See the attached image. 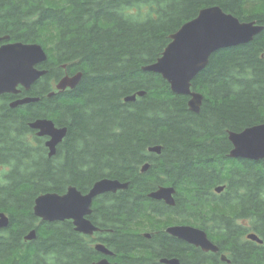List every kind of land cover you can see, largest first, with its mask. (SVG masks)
Returning a JSON list of instances; mask_svg holds the SVG:
<instances>
[{
    "label": "trees",
    "instance_id": "obj_1",
    "mask_svg": "<svg viewBox=\"0 0 264 264\" xmlns=\"http://www.w3.org/2000/svg\"><path fill=\"white\" fill-rule=\"evenodd\" d=\"M210 5L263 29L246 44L210 55L191 80V89L203 94L196 113L188 96L142 66L161 55L170 33ZM2 31L40 43L47 72L31 88L37 101L0 107V211L9 217L0 229V264L96 259L89 237L71 221H41L32 207L41 192L63 193L69 185L86 192L102 177L128 182L97 197L89 215L111 229L105 242L118 264H162L159 257L172 256L180 264H227L165 232L144 238L142 230L164 228L157 220L219 230L221 245L233 254L229 264H264V159L227 156L228 130L264 122V0H0ZM77 71L82 77L73 89L51 87V79ZM140 90L144 95L124 101ZM39 117L67 127L51 157L46 137L28 126ZM152 145L160 153L149 151ZM161 184L175 188L174 205L147 196ZM218 185L226 189L219 198L212 191ZM231 195L241 198L239 205ZM241 216L251 219L245 231L262 243L239 238ZM31 229L36 236L27 241Z\"/></svg>",
    "mask_w": 264,
    "mask_h": 264
},
{
    "label": "water",
    "instance_id": "obj_2",
    "mask_svg": "<svg viewBox=\"0 0 264 264\" xmlns=\"http://www.w3.org/2000/svg\"><path fill=\"white\" fill-rule=\"evenodd\" d=\"M263 29V25L255 20L241 21L230 12L223 10L219 5H210L199 9L196 16L184 22L176 31L169 34V42L162 50L161 55L152 63L142 66L145 71L158 73L165 79L172 92L188 96V108L199 112L203 94L191 89V80L208 63L210 55L222 48L250 42L255 35ZM47 55L39 43L14 42L0 46V94L16 93L17 86L29 88L40 76L46 74V69H38L37 64L46 60ZM82 77L80 71L74 74H65L56 83L58 91L66 88L73 89ZM53 92L48 95L51 96ZM144 95L140 90L126 95L124 101H134L137 96ZM37 97L27 96L14 100L11 107L24 103L37 101ZM35 130L38 137H46L44 142L49 157L55 155L58 144L67 133L66 126H56L48 117H39L28 123ZM227 136L232 144L227 156L231 158H244L251 160L264 159V122L254 124L240 131H227ZM148 150L160 153V145H152ZM149 163H144L141 171H145ZM128 182L118 179L102 177L93 182L86 192H82L74 185H69L65 192L57 193L46 191L39 193L33 201V214L41 221L54 222L71 220L75 231L92 234L98 229L90 220L91 205L94 198L105 192H116L126 189ZM223 185L215 187L221 191ZM175 188L159 186L148 193L155 200H163L167 205L175 204ZM9 225L8 215L0 211V228ZM171 235L183 239L190 244L200 246L203 250L216 251L218 247L207 237V233L190 224L172 225L166 228ZM36 236L35 229L28 231L24 239L32 240ZM247 237L258 243L262 239L255 232H250ZM96 249L110 255L112 251L103 244H97ZM224 260V255L221 256ZM167 264H180L178 258H162ZM90 264H118L111 262L106 257L92 261Z\"/></svg>",
    "mask_w": 264,
    "mask_h": 264
},
{
    "label": "flooded vegetation",
    "instance_id": "obj_3",
    "mask_svg": "<svg viewBox=\"0 0 264 264\" xmlns=\"http://www.w3.org/2000/svg\"><path fill=\"white\" fill-rule=\"evenodd\" d=\"M14 42H22V43H34V41H21V40H19V39H16V38H13V37H11L10 36V34L9 33H7V32H5V31H2V32H0V46L1 45H3V44H8V43H14ZM35 43H38V42H35ZM40 44V43H39ZM44 49V48H43ZM46 52V51H45ZM47 54V53H46ZM46 60H47V58H46ZM46 60L44 61V62H42V63H39V64H37L36 65V67L38 68V69H46L45 68V62H46ZM62 68H64V64H62ZM65 74H69L68 72H63V74L60 76V77H58L57 79H51V81H50V84H51V87L53 86L56 90H57V88H56V83L58 82V80L62 77V76H64ZM71 74H73V73H71ZM71 74H69V75H71ZM43 76V75H42ZM42 76H40L33 84H31V86L29 87V88H25L24 86H22V85H18L17 86V89H18V92H16V93H7V92H5V93H2V94H0V107L1 106H4V107H11L10 106V103L12 102V101H14V100H17V99H22V98H25V97H27V96H31L30 95V92H31V88H32V86L42 77ZM66 89H69V88H66ZM50 92H52V91H50ZM49 92V93H50ZM55 92V91H54ZM53 92V93H54ZM31 97H33V96H31ZM24 104H27V103H24ZM21 106L23 105V104H20ZM34 133H35V130H34ZM45 140H46V138H44V142H45ZM4 169H7L6 167H4ZM114 179H116V178H114ZM159 186H169V185H163V184H161V185H158L156 188H154V189H152V190H155V189H157ZM152 190H150V191H152ZM226 189L225 188H223L221 191H216L215 189H212V191L215 193V194H217V196H218V198L220 197V193H223L224 191H225ZM149 191V192H150ZM232 191L234 192V193H244V189H236V188H234V189H232ZM149 192H147V196H148V193ZM106 193H108V192H105V193H102V194H100V195H98V196H96L95 198H94V200L97 198V197H99V196H101V195H104V194H106ZM149 197V196H148ZM150 198V197H149ZM231 199H233L234 201L236 200V204L237 205H239V202L241 201V198L239 197V196H232L231 195ZM93 200V201H94ZM157 201H162L163 203H165L163 200H157ZM93 203V202H92ZM166 204V203H165ZM90 218V217H89ZM91 220V219H90ZM69 221H71V220H69ZM92 221V220H91ZM93 222V221H92ZM160 223V226H163L164 225V228L163 229H161V228H159V229H145V230H142L141 232H142V235H143V237L144 238H146V239H151V237H152V235H155V234H157L158 232H165L167 235H169V236H171V237H174L175 239H178V240H180V241H182V242H184V243H186V244H188V245H193V244H190L189 242H187V241H185V240H183V239H179V238H177V237H175V236H173V235H171L169 232H167V230H166V228L168 227V226H172V225H181V224H187V223H164V222H162V221H155V223ZM241 222H244V224H242ZM250 222V224H251V219L250 218H248L247 216H241V217H239V218H237V220L235 221V224H237V225H240V226H242L243 227V232H244V234L243 235H241L239 238L242 240V241H254V240H251V239H249L248 237H247V234L248 233H250V232H254V231H248V232H246L245 231V229L246 228H248L249 227V225H248V223ZM71 223H72V221H71ZM93 224L95 225V226H97L98 227V229L97 230H95L92 234H84V233H80V232H78V233H80V234H82V235H86V236H88L89 237V245H90V247H92L93 249H94V251L96 252V255H98V257L96 258V259H94L93 261H96V260H98V259H100V258H103V257H106L109 261H111V262H117L115 259H114V253H113V251L110 249V247H108V245H107V243L105 242V240L108 238V233L111 231V229H108L107 227H105V226H103V223H94L93 222ZM163 224V225H162ZM72 226H73V223H72ZM194 226V225H193ZM202 226H204V225H202ZM196 227H198V226H196ZM73 228H74V226H73ZM199 228H201V227H199ZM209 228V227H208ZM1 229V228H0ZM201 229H203L206 233H207V237L209 238V240L213 243V244H215L217 247H218V249L216 250V251H212V250H208V251H205V250H203L200 246H195V245H193L196 249H198V251L200 252V255H218V258H219V260H221L222 262H224V263H227V264H229L230 263V260H229V258H228V255H233L232 254V252L231 251H229V249L227 248V247H225V246H222L221 245V237H220V235H219V230H218V232H217V230H213V229H204L203 227L201 228ZM75 230V229H74ZM77 232V231H76ZM33 240V239H32ZM28 241V240H27ZM30 241V240H29ZM256 242V241H255ZM256 243H258V242H256ZM97 244H103L104 246H106L109 250H111L112 251V254H110V255H107V254H104V253H102V252H100V251H98L97 249H96V245ZM155 244V245H154ZM154 249L155 250H157V249H159L160 247V245L158 244V243H156V242H154ZM260 244V243H259ZM163 255H166V254H163ZM168 255H175V254H168ZM222 255H224L225 256V258L226 259H222L221 258V256ZM174 256H172V257H159L158 258V262H160V263H162V264H167V263H165V262H162V258H173ZM175 258H177V257H175Z\"/></svg>",
    "mask_w": 264,
    "mask_h": 264
},
{
    "label": "rangeland",
    "instance_id": "obj_4",
    "mask_svg": "<svg viewBox=\"0 0 264 264\" xmlns=\"http://www.w3.org/2000/svg\"><path fill=\"white\" fill-rule=\"evenodd\" d=\"M242 224H244V222H241ZM248 225H249V227L248 228H250V226H251V224H250V222L248 223Z\"/></svg>",
    "mask_w": 264,
    "mask_h": 264
},
{
    "label": "bare ground",
    "instance_id": "obj_5",
    "mask_svg": "<svg viewBox=\"0 0 264 264\" xmlns=\"http://www.w3.org/2000/svg\"><path fill=\"white\" fill-rule=\"evenodd\" d=\"M185 22H186V21H185ZM182 24H183V23H182ZM182 24H181V25H182ZM181 25H180V26H181ZM163 49H164V48H163ZM161 53H162V52H161ZM46 55H47V54H46ZM77 72H78V71H77ZM75 73H76V72H75ZM73 74H74V73H73ZM52 92H54V91H52ZM152 191H153V190H152ZM150 192H151V191H150Z\"/></svg>",
    "mask_w": 264,
    "mask_h": 264
}]
</instances>
